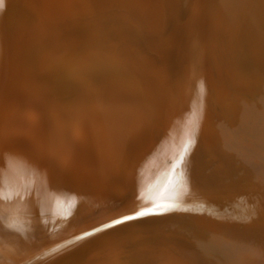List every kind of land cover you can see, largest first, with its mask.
<instances>
[{
	"label": "bare ground",
	"instance_id": "bare-ground-1",
	"mask_svg": "<svg viewBox=\"0 0 264 264\" xmlns=\"http://www.w3.org/2000/svg\"><path fill=\"white\" fill-rule=\"evenodd\" d=\"M263 100L264 0H0V264H264Z\"/></svg>",
	"mask_w": 264,
	"mask_h": 264
},
{
	"label": "rangeland",
	"instance_id": "rangeland-1",
	"mask_svg": "<svg viewBox=\"0 0 264 264\" xmlns=\"http://www.w3.org/2000/svg\"><path fill=\"white\" fill-rule=\"evenodd\" d=\"M134 31L138 32V33L142 32V31H139L138 28H135ZM67 45L68 44L65 43L58 50H56V49L53 50L51 48L50 52H51L52 55H54V58L60 63V65H62L63 69L65 68V71H67L68 73L70 72V74L72 76H75L81 70H79V67H77V66H76L77 68H75V69L72 68V65L70 64V62H68V58L65 57L66 55L68 56V54H69V53H66ZM68 68H71V69L66 70ZM72 69H74V70H72ZM185 78L186 77H183V79H185ZM263 103H264V100H263ZM241 159H242L241 157L236 159V163L234 164L233 170L231 171L232 174L228 176V179H227V181H225V183L223 185V188L225 190H227V192H229L231 194H234L233 196L234 197L236 196V199H239V200L242 199L241 201H244V202H245V200L248 201V199H249V201L254 200L253 202L256 203L258 201L257 203H263V206H264V179H263L264 178V164L263 165H259V164L252 165L251 163L250 164H246L245 161H243ZM241 163H243V164L240 165ZM253 167L255 169H252ZM242 168H243V170H242ZM239 170L242 171V173ZM258 171H259V173H258ZM260 172H261V174H260ZM128 180H129L128 181V186H127V189L125 190L124 194L125 195L135 194L137 192V190L140 188V184H138L140 182H139V180L138 181L137 180L134 181L133 179H130V178ZM135 186H137V187H135ZM256 191H257L258 194L256 193ZM134 200H138L137 204L139 202H141V199L139 200V198H135ZM188 220H187V218H185V220L184 219L183 220L182 219L181 220L176 219V221H175L176 224L174 222L175 228L176 227L178 228V226L182 227V228L179 229V231L180 230L181 231L179 233H177V235L180 236V238H182V239L189 238L195 232L194 231L195 227H193V226H195V224H193L192 222H190V220L189 221ZM184 222L186 224H183ZM187 222H189V224ZM187 225H189V227ZM191 229H193V230H191ZM190 230H191V232H190ZM186 235H188L189 237L186 236ZM30 240H32V239H30V238L23 239L20 243H17V244H14V245L10 246V248L13 247L12 249H10L9 247L6 246L5 249H4V255H6L5 257L7 258V260L14 261L13 260L14 258L24 254V251L28 250L29 248L31 249L33 240L32 241H30ZM154 242H153V244L157 243V241H154ZM20 244H21V247H20ZM258 244H259V247L262 250H264L263 249L264 242L263 243H258ZM11 255H13V256H11Z\"/></svg>",
	"mask_w": 264,
	"mask_h": 264
},
{
	"label": "snow or ice",
	"instance_id": "snow-or-ice-1",
	"mask_svg": "<svg viewBox=\"0 0 264 264\" xmlns=\"http://www.w3.org/2000/svg\"><path fill=\"white\" fill-rule=\"evenodd\" d=\"M3 198V193L0 192V199ZM147 213H144V212H140V213H137V216H142V215H145ZM125 219H128V217H125ZM120 221H114V223H119ZM105 227H108V225H105ZM87 235V234H86Z\"/></svg>",
	"mask_w": 264,
	"mask_h": 264
},
{
	"label": "water",
	"instance_id": "water-1",
	"mask_svg": "<svg viewBox=\"0 0 264 264\" xmlns=\"http://www.w3.org/2000/svg\"><path fill=\"white\" fill-rule=\"evenodd\" d=\"M238 211H240V210L236 209V212H238Z\"/></svg>",
	"mask_w": 264,
	"mask_h": 264
}]
</instances>
